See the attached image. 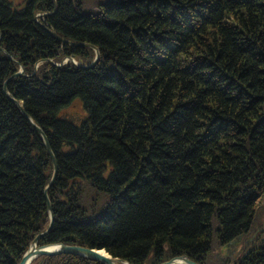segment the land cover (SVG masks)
<instances>
[{
  "label": "trees",
  "instance_id": "16d2710c",
  "mask_svg": "<svg viewBox=\"0 0 264 264\" xmlns=\"http://www.w3.org/2000/svg\"><path fill=\"white\" fill-rule=\"evenodd\" d=\"M21 67L7 88L58 163L39 244L264 264V0H0V264L51 221L52 157L4 91ZM240 235L260 247L230 255Z\"/></svg>",
  "mask_w": 264,
  "mask_h": 264
},
{
  "label": "water",
  "instance_id": "95a60500",
  "mask_svg": "<svg viewBox=\"0 0 264 264\" xmlns=\"http://www.w3.org/2000/svg\"><path fill=\"white\" fill-rule=\"evenodd\" d=\"M45 14H51V13H43L42 15H45ZM42 25L44 27H46L50 33H52L53 35H55L56 37H58L62 41L72 43V44H88L86 42L85 43L84 42H75V41L66 39V38L62 37L61 35L57 34L53 29L49 28L48 26H46L44 24H42ZM93 47L96 51L95 59L90 64H80L81 66H83V67L89 66L98 60V58L100 56L99 49L96 46H93ZM67 58H71L75 63H78L74 59V57H67ZM66 59L63 60V62L58 63V64L64 63L66 61ZM23 73H24V69H23V67H21L20 70H18L17 72L12 74L10 77H8L5 81L4 91L20 107V109L24 112L25 116L34 124V126L41 131V133L44 137L45 145H46L47 149L49 150L50 155H51L52 160H53V163H54V173L52 175L51 181L49 182V184L46 187L47 207H48V210L50 213V218H51L50 224L45 231L41 232L40 234H38L35 237L34 241L31 243L29 248L25 251L22 258L20 259V261L17 264H31V262L36 257H38L40 255H43V254L54 255V254H59V253H73V254H77V255H81V256H86V257H89L92 259L99 260L104 264H132L124 258L112 256L104 248H92V247L82 246V245H78V244H68V243H64V242L48 243V244H39L38 243L40 236L43 235L44 233L48 232L53 225L52 203H51V200L48 196L47 190L52 185V183L54 182V180L56 178L57 171H58V163H57V158L55 156V153L53 152V150L50 146V143L48 141V137L45 134V132L42 130V128L40 126H38L32 120L30 115L23 109L22 103L18 99H16L15 97H13L7 88V83L9 82V80H11L16 75H22ZM241 237H242V235L239 236V238H241ZM233 242H234V240H232L230 243H233ZM248 252H249V250H247L246 254ZM158 264H200V263L193 260L188 255L183 254V255L173 256L170 259L162 261Z\"/></svg>",
  "mask_w": 264,
  "mask_h": 264
},
{
  "label": "rangeland",
  "instance_id": "374dc122",
  "mask_svg": "<svg viewBox=\"0 0 264 264\" xmlns=\"http://www.w3.org/2000/svg\"><path fill=\"white\" fill-rule=\"evenodd\" d=\"M14 3H19V4H22L25 0H12ZM105 2V1H108V0H94V2L96 3H100V2ZM79 102H74L71 106H69L71 109H74V110H80L82 112L83 108L80 106V102L81 100L78 99ZM83 114V113H82ZM262 208L261 211H260V215H259V220L256 222V229H257V232L259 231V235L260 236H264V195L262 197V203H261Z\"/></svg>",
  "mask_w": 264,
  "mask_h": 264
},
{
  "label": "flooded vegetation",
  "instance_id": "af4514ba",
  "mask_svg": "<svg viewBox=\"0 0 264 264\" xmlns=\"http://www.w3.org/2000/svg\"><path fill=\"white\" fill-rule=\"evenodd\" d=\"M255 236V235H254ZM254 236H252L251 237V239H249V240H246V241H241V239H242V237L241 238H239V239H237L235 242H233L232 243V245H233V251H231V253H230V255H232V254H234V251H236V252H239V254L237 255V258H238V256L239 255H241V254H243L242 255V257L244 256H246L249 252H251V251H253L254 249H256L257 247H260V246H258V244L256 243V244H254V245H250L249 246V243L251 244H253L254 242H255V238H254ZM263 240H264V236H263ZM241 244V251H238V248H239V245ZM247 250H249V252L246 254V252H247Z\"/></svg>",
  "mask_w": 264,
  "mask_h": 264
}]
</instances>
